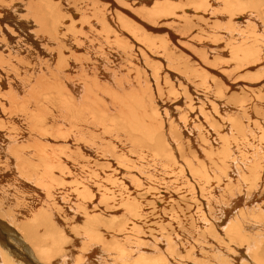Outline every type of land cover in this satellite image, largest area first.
<instances>
[{"label":"bare ground","instance_id":"bare-ground-1","mask_svg":"<svg viewBox=\"0 0 264 264\" xmlns=\"http://www.w3.org/2000/svg\"><path fill=\"white\" fill-rule=\"evenodd\" d=\"M11 1L0 0V264H118L120 260L122 264L130 260L170 264L179 258L178 247L186 250L178 264H208L197 261L203 256L201 251L185 244H174L178 251L173 248L164 254L160 250L146 251L145 244L139 243L138 226L126 216L120 218V232L127 238L123 243L110 239L107 229L111 226L105 220L111 219L109 215L117 218L144 207L141 198L128 200L126 193L137 180L135 172L143 171L151 161L158 179L163 176L159 181L165 188L171 189L172 184L165 169L174 166L179 177H187L200 187L191 184V191L185 188L187 185L183 189L191 193L199 189L202 197L209 195L206 206L215 199L217 219L204 213L202 222H198L217 221L207 230L211 232L209 240L217 237L216 247L209 248L212 256L218 260L222 250L228 255L224 264L232 259V264H237L235 260L246 252L235 248L234 242L243 238V247L254 255L253 264H263V258L257 257L260 245H264V165L261 156L260 161L250 156L245 162L239 161L230 141L232 134L246 136L247 127L255 128L264 138V119L256 109L255 114L249 110L253 102L262 108L260 99L251 96L248 103L242 96L246 92L250 95L252 86L264 79V0H26L19 21L11 16L16 13L19 18L20 14ZM8 20L30 31L23 37L6 23ZM145 20L153 27L160 20L168 24L163 25L167 27H162L165 30L159 36ZM178 39L186 46L185 52L189 49L193 54L192 62L183 60V66L177 67L180 77L174 67L172 70L165 65L175 54ZM148 57H153L151 67L144 61ZM184 71L195 72L196 76ZM148 73L158 88L163 86L162 80H168L165 82L176 96L173 101L160 103ZM173 77L178 81L182 78L186 85L176 86L175 80L174 86ZM199 88L209 95L197 105L191 94ZM184 96L189 97L192 110H185L181 102ZM223 101H233L236 111L227 113L229 131L224 133L226 127L221 121L219 129V123L210 118L218 119ZM188 116L192 122H188ZM200 117L215 129L214 140L197 125ZM198 127L200 135L195 137L192 132ZM115 130L123 136H113ZM194 137L200 148L194 149ZM120 140L128 147H122ZM190 145L192 149L184 148ZM123 160L128 164L120 163ZM75 162L91 164L90 168L99 162L109 163L110 175L104 177L106 169L96 170L95 166L97 177L88 176L86 180L73 173ZM233 166L251 176L250 181L242 183L243 176L233 180L227 169L233 170ZM210 174H224L222 178L226 177L224 182L228 183L203 189L209 185ZM70 175L78 177L68 183ZM216 190L221 194L216 195ZM260 190L258 198L245 196ZM170 194L163 192L162 197H173ZM202 197V205L196 202V209L198 204L205 212ZM115 200L121 202V209L109 207ZM66 202H72L68 210ZM257 227L262 233L254 231ZM4 228L16 233L7 236L15 238L27 253L8 242ZM130 237L137 243L127 245ZM167 237L152 238L154 249L175 242V235ZM221 239L233 243L234 252L225 251ZM81 244L85 245L82 251ZM113 244L120 249L127 245L122 259ZM216 258L213 264H223V259L216 262Z\"/></svg>","mask_w":264,"mask_h":264},{"label":"rangeland","instance_id":"rangeland-1","mask_svg":"<svg viewBox=\"0 0 264 264\" xmlns=\"http://www.w3.org/2000/svg\"><path fill=\"white\" fill-rule=\"evenodd\" d=\"M26 2V0L25 1H23V0H12L11 1V4H14V5H16L15 7H14V9L15 8H17L19 11H20V14H19V18L17 17V14L15 13H13V15H11V16H13L14 18H15V20H17V21H19L20 20V15H22V11H23V7H24V5L26 4L25 3ZM23 3H25V4H23ZM23 4V5H22ZM22 7V8H21ZM10 11V10H9ZM26 13V12H25ZM146 21V20H145ZM21 22H23V21H21ZM146 22H148V21H146ZM6 23H9V25H13V27H15V31H16V33L17 32H19V33H22V36L24 37L27 33L26 32H28V31H30V28H26L25 26H24V30L22 29V28H20V27H18L17 26V22H15V21H13V20H8ZM24 24H26L25 22H23ZM152 27L151 28H155V30L156 31H158V32H156V33H159V36H160V33H162V31H164L165 29L164 28H166L167 26H163V25H167L168 24V22H167V24L166 23H164L163 21H158V24H157V22H155V24H154V27H153V25L150 23V22H148ZM149 25V26H150ZM161 25V26H160ZM169 26V25H168ZM6 27V26H5ZM147 27V26H146ZM162 27H164V28H162ZM147 28H150V27H147ZM159 28V29H158ZM161 28V29H160ZM161 31V32H160ZM14 35H16V34H14ZM16 36H18V35H16ZM157 36V35H156ZM155 36V37H156ZM155 37H154V39H155ZM158 37V36H157ZM156 37V38H157ZM199 38V37H198ZM160 38H158V41H160L159 40ZM196 39V38H195ZM199 39H205V38H199ZM1 40V39H0ZM14 40H16L15 38H13V41ZM176 41V40H175ZM181 41V40H180ZM179 41V39H178V47H176L175 48V54H172V56H171V58L168 60V62L166 63L165 62V65L169 68V69H172V70H174V68H175V70L174 71H176L177 73H179L177 70H178V68L177 67H179V68H181V66H183V60H189L190 62H192L191 61V59H192V57H193V54H192V51H190L189 49H187L186 51L187 52H185V50L184 49H186V46L183 44V43H181ZM196 42H200V40H198V39H196L195 40ZM15 42V41H14ZM37 42V41H36ZM37 44H38V42H37ZM189 53V54H188ZM192 55V56H191ZM139 57L141 58V56L139 55ZM176 58V59H175ZM191 58V59H190ZM151 59V60H150ZM144 61H145V63L147 64V66H150L151 67V62L153 61V57H148L146 60L144 59ZM144 61H143V63H144ZM176 61H177V63H176ZM174 67V68H173ZM146 68H149V67H146ZM179 70H182V69H179ZM150 73V72H149ZM148 73V80H149V82L151 83V84H153L154 85V87H153V93H155V96H156V98L157 99H159L160 100V103L162 104V103H167V102H170L171 101V99H172V101H173V99L176 97L175 95H173L172 94V92H171V87L168 85V84H166V82L165 81H168L167 79H165V80H162V82H164L163 83V86H160L159 88L157 87V82H156V80L150 75ZM184 73H185V71H184ZM186 75H190L191 77H193V76H196V73L195 72H193L192 74L191 73H189V74H187V73H185ZM179 75V77H180V73L178 74ZM183 75V74H182ZM151 76V77H150ZM235 75H233V77H234ZM149 77H150V79H149ZM173 79H174V77H173ZM154 80V81H153ZM175 80H176V83H177V85L176 86H184V85H186L185 83V81L181 78V80H179L178 81V79H174V86H175ZM263 80V81H262ZM189 81H191L190 79H189ZM162 82L160 83V84H162ZM183 82V83H182ZM255 82V81H254ZM260 84H259V83ZM258 82H256L255 83V86H252V88L249 90V92L251 93L250 95L248 94V92H246V93H244L242 96L244 97V98H248V103L249 102H252V98H250V100H249V97H251V96H253L255 99H257V100H259V102H260V104H262L263 105V107L262 108H260L259 109V107L257 106V105H255L254 104V102L252 103V107H251V105H250V107H249V110H251V111H253L252 113H259L258 115L262 118V119H264V93L262 94L261 92H263V88H264V85H263V83H264V79H260V80H258ZM4 83L6 84V81H4ZM197 83H199V82H197ZM259 85H258V84ZM257 85V86H256ZM261 85H263V86H261ZM238 86V85H237ZM237 86H234L235 88H234V90L235 91H238V87ZM262 88H260V87ZM199 87H202V86H199ZM237 87V88H236ZM254 87V88H253ZM154 88H155V90H154ZM200 89V91L199 92H195V91H193V94H191L192 96H194L195 97V99H196V101L198 102L197 103V105H200V104H203L202 103V100H204L202 97H207L209 94L207 93L206 94V90H202L201 88H199ZM261 90V91H260ZM164 91V92H163ZM195 92V93H194ZM231 92H233V91H231ZM203 93V94H202ZM205 93V94H204ZM166 94V95H165ZM170 94V95H169ZM171 95H172V97H171ZM195 95H197V96H195ZM199 95H200V97H199ZM201 95H203V96H201ZM229 96H230V93H229ZM199 97V98H198ZM197 98H198V100H197ZM187 99V100H186ZM170 100V101H169ZM182 100H183V102H182ZM186 100V101H185ZM193 101H195V100H193ZM195 101V102H196ZM181 102L183 103V104H185L184 105V108L185 107H187V108H185V110H192L191 109V102H190V99H189V97H187V96H184V98L183 97H181ZM226 102V103H225ZM223 101L222 103H221V107H223V108H221V110H220V112H219V115H218V119L217 118H214V117H210V118H212V119H214V120H216L218 123H219V129H221L222 128V124L226 127V130H224L223 131V133L224 132H226V131H229L228 129H227V124H229V122L227 121L228 120V117L229 116H227V113L228 112H230V111H233L234 113H236V111L234 110V106H233V101ZM261 102H263V103H261ZM164 103V104H165ZM225 103V104H224ZM231 104V105H230ZM251 104V103H250ZM204 105H206V104H204ZM226 105H227V107H226ZM261 105V106H262ZM175 106H177V104H175ZM208 106V105H207ZM173 107H174V105H173ZM229 107V108H228ZM230 107L232 108V109H230ZM210 109H211V107H209ZM256 109L257 110V112L254 110V109ZM223 109V110H222ZM223 113V114H222ZM251 113V114H252ZM221 115H224V116H221ZM190 116H188V122L190 121V122H192V119H190L189 118ZM222 119H221V118ZM224 117H225V119H224ZM201 118V117H200ZM203 119L201 118V119H197V121H196V123H197V125H199L200 127H198V129H195V130H197L196 132H192L193 133V135L195 136V137H197V136H199L200 135V131H199V129H201L202 131H205V132H207L208 133V137H209V139L210 140H214V134H213V131L215 130V129H212L210 126H208L209 124H207L206 123V119H204L203 121H202ZM202 121V122H201ZM220 121H221V123H220ZM205 122V123H204ZM217 123V124H218ZM202 124V125H201ZM189 125V124H188ZM194 124H191L190 126H193ZM229 127V126H228ZM189 128V127H188ZM208 128H211V129H208ZM118 129V128H117ZM190 129V128H189ZM193 129V128H192ZM247 129L249 130L248 132H247V134H246V136H242V134H234V136H233V134L231 135V143H233V145H235V148H236V153H235V157L237 158V157H239V161L240 160H243L244 162L246 161V158L247 157H253V160L255 161H260L259 160V158H260V156H261V158L260 159H262V166L264 165V138H262L260 135H258L257 133H256V131H255V128H251V127H247ZM191 130V129H190ZM118 130H115L114 131V134H113V136H115V137H118V135L119 136H123L122 135V133H118L117 132ZM192 131V130H191ZM117 133V134H116ZM117 136H116V135ZM124 134V133H123ZM212 134V135H211ZM248 135V136H247ZM237 136V137H236ZM242 136V137H241ZM176 137L177 138H179L178 137V135H176ZM194 137V139H193V142H194V145H193V147H194V149H197V148H200V144H196L195 143V141H196V138ZM241 139H240V138ZM237 138V139H236ZM243 138V139H242ZM260 139V140H259ZM185 140H188V139H185ZM184 140V141H185ZM234 140V141H233ZM239 140L241 141V143L239 142ZM245 140V141H244ZM189 141V140H188ZM236 141H237V144H236ZM249 141H250V143H249ZM252 141V142H251ZM253 141H255V142H253ZM258 141V142H257ZM240 144H239V143ZM262 142H263V144H262ZM242 143H243V145H242ZM249 143V144H248ZM258 143V144H257ZM129 144V143H128ZM246 144V145H245ZM111 145H112V143H111ZM120 145L123 147L124 146V148H127V147H125V145H124V142H123V140H120ZM240 145V146H239ZM261 145V147H259ZM87 146V145H86ZM181 146H182V144L180 143L179 144V149H181V150H183V148H181ZM243 148H242V147ZM240 147V148H239ZM248 147V148H247ZM253 147H254V149H253ZM257 147V148H256ZM184 148H188V149H192V145H190V146H184ZM263 149V150H261V149ZM239 149H240V151H239ZM244 149V150H243ZM247 149V150H246ZM260 151H259V150ZM242 151V152H241ZM246 151H247V153H246ZM248 151H249V153H251V155L248 153ZM244 152V153H243ZM258 152H259V154H258ZM242 154V155H241ZM244 154V155H243ZM257 154V155H256ZM237 155V156H236ZM256 155V156H255ZM114 157V156H113ZM245 157V158H244ZM256 158V159H255ZM75 161V160H74ZM73 161V162H74ZM77 162V161H76ZM75 162V163H76ZM124 163V164H128V163H126V162H128V161H126V160H123V161H121L120 163ZM236 162H238V161H236ZM243 162V163H244ZM99 163H100V165H99ZM99 163H96V164H93L92 165V168H90V166H91V164H88V165H82V163H80V165L78 164V163H76L77 164V166H73V169L75 170L73 173L74 174H77L78 176H84L85 177V179L86 180H89L88 178L90 177V178H92V179H95L97 176H96V174H94V172L93 171H96L97 169H102V168H104V169H106V170H104L105 171V173H103L102 175L105 177L106 175L108 176V175H110V173L109 174H107L109 171H110V169H108V164L109 163H107V165L105 164V163H101V162H99ZM153 163L154 162H152L151 161V163L149 164V165H147L146 167H145V169L143 170V171H136L135 173H136V175H137V177L136 176H134V178H137V180L135 179L131 184V187H130V190H129V188H127L128 189V192L126 193L127 194V196H126V199L128 198V200H136L137 198H141L143 201H144V207H142V206H140V209L141 210H139L138 212L135 210H129V212H126V214H124V215H122L121 217H117V218H112V215H109V217L108 218H111V219H109V220H107V219H105L106 221H107V223H108V226H111L109 229H107L108 230V232H109V237H110V239L111 238H113L112 240H120L122 243H123V240H125L126 238H127V236H125V234L124 233H122V232H120L121 230H120V225H121V223H122V221L120 220V218L123 220L124 219V216H126L125 218H127L129 221H133L132 223L134 224H132L133 226H138V228H139V232L141 233V239L139 240L140 242V244L142 243L143 245L145 244V246H144V248H145V250L147 251V249H151V250H153V252L155 251H159V252H161V253H165V252H169L171 249H175L176 247H175V245L174 244H179V245H184L185 244V246L187 247L188 246V248L189 247H192L193 248V250H199V251H201V253H202V255L203 256H199L198 257V259H197V261L198 262H201L202 260V262H205V263H208V264H213L214 262H215V256H212V252H211V250L209 251V248L213 245L214 247H216V242L214 241V239H216V241H217V237L215 238V235H214V237H211V239L209 240V237H210V235H211V232L209 231V233H208V231L207 230H211V229H213V227H214V220H216L217 219V214L216 213H214V205H215V199H212L213 200V202H211V203H209V205H207L206 206V202H208V196L206 195V196H201V194H200V190L199 189H196V190H194V191H192L193 193H191V192H187V190H189L190 189V191H191V188H190V186H191V184L194 186V187H197L196 185H194L190 180H188L187 179V177H179V171L178 170H174V166H172V167H169V168H166L165 170H169V173H170V175H171V181H172V184L170 185V187H171V189L170 188H165L164 186L165 185H162L163 183H162V181H159V180H161V179H163V176L162 177H160L159 179H158V177H157V174L154 172V167L152 166L153 165ZM102 164V165H101ZM90 165V166H89ZM98 165V166H97ZM110 165V164H109ZM164 165V164H163ZM83 168H82V167ZM95 166H96V170H94V168H95ZM102 166V167H101ZM211 166H213V165H211ZM243 166V165H242ZM78 167V168H77ZM81 167V168H80ZM85 167V168H84ZM107 167V168H106ZM92 169V170H91ZM228 169V172H231L230 174H232V178H233V180H236V179H238V177H242L243 176V182L242 183H246V182H249L250 181V177L251 176H248L246 173H244L243 171H242V174L240 173L241 172V169L240 168H236V167H234L233 166V170H230V167H228L227 168ZM29 170H32V167L31 168H29ZM33 170H34V168H33ZM79 170H81V171H79ZM243 170V169H242ZM86 171V172H85ZM89 171V172H88ZM178 171V172H177ZM83 172V173H82ZM87 174H85V173ZM91 172V173H90ZM154 172V173H153ZM233 172L235 173L234 175H233ZM96 173V172H95ZM172 173V174H171ZM211 173V172H210ZM89 174V175H88ZM92 175H93V177H92ZM223 175L224 174H221V175H213V174H210L208 177H209V179L207 180V182L206 183H208L209 182V185L208 186H205L206 185V183H205V187L206 188H203V189H208V187L210 186V187H214V185H216V186H218L219 184H226V183H228V182H224V180L226 179V177H224V178H222L223 177ZM77 176V177H78ZM89 176V177H88ZM219 176V177H218ZM246 178H245V177ZM61 177V176H60ZM77 177H72L71 175L66 179L67 181H68V183L69 182H72V180L73 179H76ZM173 178V179H172ZM248 178V179H247ZM61 179V181L63 180V182H67L65 179H63V177H61L60 178ZM143 179H147V181H148V183H144L143 182ZM219 179H220V181H219ZM147 181H145V182H147ZM191 183H190V182ZM150 182V183H149ZM55 184H57V182H55ZM54 184V185H55ZM94 185H96V184H94ZM185 185H187L186 187H185ZM190 185V186H189ZM174 187V188H173ZM186 188V189H183V188ZM213 187H212V189H213ZM135 188V189H134ZM139 188V189H138ZM151 188H152V190H151ZM197 188H200V187H197ZM137 189H138V191H137ZM177 189V190H176ZM231 189V188H230ZM230 189H228V190H230ZM260 189H263V186L260 188ZM181 190L183 191V192H181ZM224 190V189H223ZM251 190H253V189H251ZM166 192V194L168 193V192H171L172 194H170V195H173V197H171V196H167L166 198L164 197V199H163V197H162V193L163 192ZM180 191V192H179ZM196 191V193L199 195H194V194H196V193H194ZM226 191V190H225ZM139 192V193H138ZM185 192H187V193H185ZM248 192V191H247ZM260 192H261V190L260 191H258V192H250V193H248V194H246L245 196H257V198H258V195L260 194ZM131 193V194H130ZM138 193V194H137ZM188 193H191V194H189V195H187ZM216 195H219V194H221V192H219V191H217L216 190ZM146 194V195H145ZM186 194V195H185ZM130 195V196H129ZM158 195V196H157ZM161 195V196H160ZM193 195V196H192ZM160 196V197H159ZM192 196V197H191ZM211 196V195H210ZM153 197V198H152ZM190 197V198H189ZM195 197V198H194ZM200 197H202L203 198V201H204V206L206 207L205 208V212L202 210V208L198 205V204H201L202 205V203L201 202H199V199H201ZM174 198V199H173ZM176 198V199H175ZM193 198V199H192ZM160 199V200H159ZM163 199V200H162ZM170 199V200H169ZM224 199H225V197H224ZM184 200V201H183ZM193 200V201H192ZM202 200V199H201ZM122 201V200H121ZM156 202V206H155V202ZM158 201V202H157ZM161 202V203H160ZM196 202L198 203L197 204V207H198V209L200 208V210L202 211H196V210H198V209H196ZM70 203H72V202H66V203H64V205H65V208H66V210H68L69 208H71V204ZM120 204H121V202H119V200H115V202L114 203H110L109 204V207H111V209H121L122 207L120 206ZM160 204V205H159ZM208 207V208H207ZM158 208V209H157ZM174 209V210H173ZM208 209V210H207ZM126 211V210H125ZM196 211V212H195ZM207 211V212H206ZM209 211V212H208ZM212 211V212H211ZM135 212L138 214H135ZM133 213V214H132ZM204 213H209L208 214V216L210 215V217H211V219H214V220H211L210 219V222H212V223H209L208 221V223H205V224H201V223H199L198 224V222H202L201 220H202V218H201V216H202V214H204ZM132 214V215H131ZM133 215H134V217H133ZM139 216V217H137V216ZM216 217H215V216ZM136 216V217H135ZM105 217H107V215L105 216ZM170 217V218H169ZM133 218H135V220H133ZM175 220H174V219ZM113 219V220H112ZM197 219H199V220H197ZM205 220H207V219H205ZM138 221V222H137ZM196 221H197V223H196ZM110 222H113V223H110ZM135 222H136V224H135ZM168 222V223H167ZM171 224H170V223ZM138 223V224H137ZM215 223H217V221L215 222ZM201 224V225H200ZM223 224V223H222ZM141 225V226H140ZM158 225V226H157ZM210 225H211V227H210ZM140 226V227H139ZM118 227V228H117ZM264 227V225H262V228ZM143 228V229H142ZM209 228H211V229H209ZM198 229V230H197ZM206 229V230H205ZM258 229V230H257ZM264 229V228H263ZM104 230V229H103ZM118 230V231H117ZM184 230V231H183ZM203 230H205V232L203 231ZM105 231V230H104ZM117 231V232H116ZM254 231H258L259 233L261 232L262 233V229L261 228H259V227H257V228H255L254 229ZM4 232H5V234H6V236H5V238L8 240V242L13 246V247H15L17 244H16V241H15V238H12V237H8L7 236V233L10 235V236H16V233L14 232V231H12V230H10V229H8V228H4ZM119 232L121 233V235L119 234ZM161 233V234H160ZM203 233H205V234H203ZM206 233H208V234H206ZM20 235V234H19ZM112 235V236H111ZM127 235H130V234H127ZM160 235V237H162L163 239L165 238V237H167L168 235L169 236H174L175 235V237L176 238H178V239H176L175 237V239H173V240H175V242H171L172 243V245H167L166 244V246L163 248V249H154V247H153V242L155 241V240H153V242H151V240H152V238H157L158 236ZM166 235V236H165ZM207 235H209V236H207ZM146 236V237H145ZM157 236V237H156ZM168 236V237H169ZM219 236V235H218ZM167 237V238H168ZM263 238V237H262ZM130 239V241H131V243L129 242L127 245H130V244H133V243H137V241H135V242H133L134 240V238L132 237H130L129 238ZM228 239V238H227ZM241 240H243V238L241 239ZM239 241L238 239L234 242V244H236L235 245V248H238V249H242V251H244V255H241L242 257H240L239 255V260L237 259V260H235V262L237 261V264H253L254 262H255V260L253 259L254 258V255L252 254V252L251 251H249L248 250V248H247V246L246 247H243L244 246V242L243 241ZM179 242V243H178ZM213 242V243H212ZM215 242V243H214ZM220 242H224L225 243V246L226 247H224V250L225 251H229V252H234V248H233V243H230V242H228V241H224L223 239H221V241ZM242 242V243H241ZM149 243V244H148ZM155 243V242H154ZM223 243V244H224ZM215 244V245H214ZM221 244V243H220ZM83 244H81L80 246H79V249H80V251H82V250H84V246L85 245H83ZM115 245V246H114ZM126 245V246H127ZM196 245V246H195ZM208 245V246H207ZM81 246H82V248H81ZM112 246H114V248H115V250L114 251H119L118 252V256H120V258L122 259L123 258V256H124V253L122 252L123 250H125V249H127V247L125 246V245H123V247L125 248H119L120 247V245H117V244H113ZM202 246V247H201ZM204 246V247H203ZM27 247H28V245H27ZM195 247H197L196 249H195ZM201 247V248H200ZM252 248H254V247H252ZM256 248H258V247H256ZM255 248V249H256ZM15 249H19V250H23V252H26L27 253V251L23 248L22 249V247H19L18 245L15 247ZM118 249V250H117ZM181 250V251H179L180 253H177L176 255H177V257H179V258H182L183 256L185 257V253H186V250H182V248H179L178 247V250ZM212 249V248H211ZM231 249V250H230ZM237 249V250H238ZM249 249H251V248H249ZM255 249H253V251L255 250ZM28 250V249H27ZM42 250V249H41ZM175 250H177V249H175ZM177 250V251H178ZM114 251H112V252H114ZM184 251V252H183ZM208 251V252H207ZM111 252V253H112ZM220 252H222L223 253V251L222 250H220ZM122 253V254H121ZM204 253L206 254V255H204ZM207 253H209V254H207ZM222 253L220 254V258L218 257V260H217V258H216V262H221L222 260L221 259H223V264H224V261H226V260H224V258H225V256H228L227 254H224L223 253V255H222ZM179 254H182V255H179ZM264 245H260V251H259V258L257 257V259H260L261 257L263 258L262 259V262H263V264H264ZM152 255H154L155 257H156V255L157 254H152ZM208 255H210V257H208ZM192 255H189V257H191ZM223 256V257H222ZM189 257H187L186 256V258H189ZM208 257V258H207ZM212 257H215V258H212ZM243 257H245V258H243ZM179 258H175V259H173L172 260V262H170V264H178V263H181L180 261V259ZM118 259V262H119V257L117 258ZM133 259V258H132ZM210 259V260H209ZM212 259V260H211ZM247 259V260H246ZM201 260V261H200ZM228 261V260H227ZM234 261V259H232V260H230V264H232V262ZM254 261V262H253ZM213 262V263H212ZM241 262V263H240ZM114 263V262H113ZM122 264V262H121V260H120V262L118 263V264ZM127 264H139V263H137V262H134V261H132V260H130V262L129 263H127ZM141 264V263H140ZM194 264H197V262L195 263L194 262ZM258 264H262V263H259L258 262Z\"/></svg>","mask_w":264,"mask_h":264}]
</instances>
